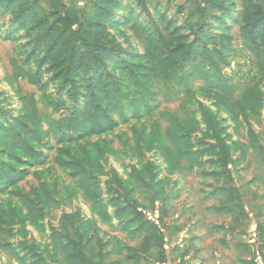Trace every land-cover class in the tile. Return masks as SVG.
<instances>
[{"label":"rangeland","instance_id":"obj_1","mask_svg":"<svg viewBox=\"0 0 264 264\" xmlns=\"http://www.w3.org/2000/svg\"><path fill=\"white\" fill-rule=\"evenodd\" d=\"M101 1L0 0V168L9 163L12 174L19 176L0 181V213L7 212L4 219L10 224L0 236V264H32L34 259L41 264H70L61 249L68 240L80 242L91 264L101 260L103 264H215L221 254L229 262L264 264V107L233 113L204 91L198 79L189 80L187 89L181 83L191 65L199 64L207 72L217 65L240 90L256 85L264 105V81L257 77L256 60L247 49L255 6H261L264 14V0H249L246 16L244 0H111L100 6L103 15L97 16ZM53 8L70 21L74 17L83 24L98 21L100 41L105 44L103 61L96 69L81 58L71 81H65L66 73L56 67L64 57L60 52L50 54L52 41L45 38L57 19ZM177 28L185 37L182 42L195 43L197 52L189 59L178 57L172 93L166 95L163 82L150 81L152 109L145 111L140 105L134 112L137 103L128 97L123 103L125 117L113 112L115 124L102 134L58 128L57 120L81 112L87 96L104 93L106 86L125 95L123 70L142 63L144 40L159 31L166 41H175ZM253 37L264 51V34L256 32ZM10 60L38 74V83L14 80ZM27 96L34 97L38 112L50 123L43 122L46 135L32 142L33 151H18L10 158L2 146V130L13 126ZM200 105L214 114L229 147L230 178L219 167ZM164 114H188L198 122L188 143L194 161L169 166L156 145L143 142L136 147L133 130L143 125L148 133L153 124L164 129ZM72 156L90 160L88 173L107 219L83 197L78 179L57 162ZM229 187L236 189L232 203L218 191ZM24 195L40 210L38 219L27 215L20 200ZM131 203L157 226L163 261L155 243L141 249L143 234L126 211ZM227 207L233 212L224 210Z\"/></svg>","mask_w":264,"mask_h":264},{"label":"trees","instance_id":"obj_2","mask_svg":"<svg viewBox=\"0 0 264 264\" xmlns=\"http://www.w3.org/2000/svg\"><path fill=\"white\" fill-rule=\"evenodd\" d=\"M211 1V0H208ZM111 0H102L96 7V15H103L101 11L102 5L110 4ZM249 0H244V14L246 16V8L250 5ZM206 5V2H205ZM219 4L217 7H221ZM257 14L254 27L248 33L250 45L247 49L256 60L257 77L260 81H264V51L254 43L256 32L262 36L264 34V14L262 7L255 6ZM57 10L53 8L54 16L57 17L55 24L50 26L46 32L45 38L52 41L49 47V53L60 52V56L64 57V61L56 67L61 70L60 73H66L65 81H71L73 75L80 69L78 64L80 59L84 58L89 63V68L95 70L97 65L103 61V52L105 44L100 41V26L98 21L90 19L83 24L76 17L68 20L64 15H58ZM219 11V10H218ZM245 17V21H247ZM77 24L74 28L73 25ZM179 29H175V41H166L159 31L155 36H149L144 40V54L142 63L136 66L132 65L128 69L123 70L124 77L127 81L125 87L126 94L120 91H114L111 86L105 87V92L87 96L81 112H76L71 116L60 118L55 123L58 128L64 130L86 133L90 131L94 134H102L110 130L114 126L112 113L116 112L122 118L125 117L124 101L131 98V103L136 104L134 112L140 110V105L145 111H150L152 106L149 101L152 98L150 93V81L163 82L166 95L172 93L170 83L174 79V69L178 65V57L191 58V55L197 52L195 43L186 46L182 40L185 39L180 35ZM174 43V45H173ZM100 56V58H98ZM68 63V64H67ZM12 70V78L14 80L25 81L28 84H37V76L31 71L20 66L16 60H10ZM191 72L186 76L182 83L187 89L188 81L198 79L203 86V90L223 106L226 110L233 113L244 114L245 112H257L264 107L263 97L257 90V86L253 85L240 90L238 85H232L215 66V71H205L199 64H193L190 67ZM39 77V76H38ZM188 93V92H187ZM137 97V98H136ZM25 102L22 112L11 128L2 130V146L8 152L10 158L15 157L18 151L31 152L34 149L32 142L40 141L46 135L42 129L43 122L50 123L49 117L41 115L36 108V101L33 96L23 98ZM199 113L206 130L210 132L217 149L216 158L221 170L230 178V150L227 143L219 134V125L214 114L205 106H199ZM167 126L162 129L159 125L153 124L150 132H146V127L133 130L134 143L136 147L141 143L147 145H156L160 151L162 158L169 166H176L180 161L192 162L195 155L190 151L188 146L189 138L197 132L198 122L190 115L185 117L178 115L164 114ZM249 134L253 135V131L248 124ZM57 162L71 172V175L78 179L79 188L82 190L83 197L88 200L94 211L103 219H107L105 206L99 199L97 186L93 183V179L88 173L90 160L72 156L67 160L57 158ZM19 176L12 174V166L7 163L0 168V181L17 180ZM45 189V187H43ZM228 202L232 203L235 199L234 187L220 188L218 190ZM37 197L38 192H34ZM51 198V194H48ZM22 206L26 209L27 215L31 220H36L40 216V210L29 198L24 195L20 198ZM134 203V202H132ZM129 204L126 211L131 215L132 220L137 224L138 231L143 234V244L141 249L148 250L152 243L159 249L161 260L165 256L163 254V245L161 237H159L158 228L154 223H150L145 219L134 204ZM229 213L233 210L230 207L224 208ZM7 212L0 213V236L5 234L6 227L10 224L5 221L4 216ZM66 260L70 264H91L87 258L85 250L81 248L80 242L68 240L61 246ZM32 264H41L40 260L34 259ZM99 264H103V260ZM109 264H118L112 262Z\"/></svg>","mask_w":264,"mask_h":264},{"label":"crops","instance_id":"obj_3","mask_svg":"<svg viewBox=\"0 0 264 264\" xmlns=\"http://www.w3.org/2000/svg\"><path fill=\"white\" fill-rule=\"evenodd\" d=\"M201 263H199V264H201ZM203 264H208V263H203ZM215 264H239V263H237L234 260L232 262H229L228 257L224 256V254H221V256H219V255L217 256V260H216Z\"/></svg>","mask_w":264,"mask_h":264}]
</instances>
